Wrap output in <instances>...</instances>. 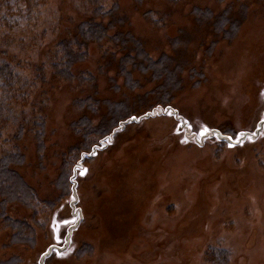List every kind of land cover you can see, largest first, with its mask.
Wrapping results in <instances>:
<instances>
[{
	"label": "rangeland",
	"instance_id": "1",
	"mask_svg": "<svg viewBox=\"0 0 264 264\" xmlns=\"http://www.w3.org/2000/svg\"><path fill=\"white\" fill-rule=\"evenodd\" d=\"M100 4L109 35L120 34L82 46L70 81L51 69L52 53L93 7L34 0L26 15L0 11V60L27 80L0 151L19 148L15 169L52 204L0 200V264H264V0ZM92 140L64 193L63 160ZM6 216L31 226V243L11 240Z\"/></svg>",
	"mask_w": 264,
	"mask_h": 264
},
{
	"label": "trees",
	"instance_id": "2",
	"mask_svg": "<svg viewBox=\"0 0 264 264\" xmlns=\"http://www.w3.org/2000/svg\"><path fill=\"white\" fill-rule=\"evenodd\" d=\"M34 0H0V11L4 8L6 9L4 14L7 16V10L11 12L22 11L24 15L28 14L30 7ZM89 3L93 9L91 13L88 14V17L81 21L77 26V33L70 40H61L57 43L55 49L53 50V58L51 60L50 66L54 70L57 76L63 80H72L74 77L71 73V67L82 61L84 58V52L81 51L82 46H85L88 42L100 41L102 38L109 37L111 40H116L117 31L113 32L112 35H109L110 22L104 24L101 20L103 14L106 11H102L101 1L102 0H85ZM12 6V9L10 8ZM24 7V9H22ZM111 11H108L105 15L110 14ZM13 13V12H12ZM11 17V13L8 14V17ZM3 18V17H2ZM10 20H7V23H10ZM112 27V25H111ZM120 34V33H119ZM116 35V36H115ZM122 36V35H121ZM123 37V36H122ZM134 41L135 51L137 55L141 56L142 59L147 63V66L157 70L160 69L159 62L161 60L153 61L151 60L144 52L143 48L139 45L138 41ZM162 63V62H161ZM16 67H13L10 62L0 60V130L3 127V124L7 119V112L11 110V104L16 100H21L24 93L21 91V87L27 83L25 78H21L15 71ZM162 73H165L170 76L168 65L164 64L161 67ZM157 73V72H156ZM160 73V74H162ZM92 75L89 73L79 72L77 74V80L79 81H91ZM175 77L170 76V80ZM89 100V98H86ZM93 100V99H91ZM17 102V101H16ZM23 102V101H21ZM86 123L85 128L88 127L89 123L87 118L83 119ZM34 122V121H33ZM84 123V122H83ZM88 124V125H87ZM41 124H35V128L31 131L33 138L35 140L36 151L39 154L42 149V138L39 130ZM100 132V131H99ZM8 139H4L3 143H7ZM85 141L81 143L80 146L73 147L70 152L63 160L60 171L58 174L57 183L61 186L62 190L65 192V189L68 190L72 184L71 183V170L75 162L80 159L81 154L84 152L88 153L92 150L94 140ZM91 154V153H90ZM84 157H82L83 159ZM23 154L15 145L8 148L1 149L0 151V200L1 203L5 202H17L28 208L35 209L38 206L50 209L52 204L45 201L39 200L36 192L32 187H30L21 174L15 169L17 165H20L23 161ZM61 181V183L59 182ZM32 217V216H31ZM36 215H34V218ZM9 222L8 227L12 229L11 240L19 243L28 244L31 243L34 238V233L30 225L26 223L25 220L21 219H12L5 217ZM43 224V223H42Z\"/></svg>",
	"mask_w": 264,
	"mask_h": 264
},
{
	"label": "water",
	"instance_id": "3",
	"mask_svg": "<svg viewBox=\"0 0 264 264\" xmlns=\"http://www.w3.org/2000/svg\"><path fill=\"white\" fill-rule=\"evenodd\" d=\"M215 133H216V136H217L218 139L223 140V141H225V142H227V143H232V142H233V140L229 139L228 136L223 135V134H221V133L218 132V131H216ZM257 133H258V131H256V134H257ZM245 135H246V134H245ZM48 254H49V252H46L45 254H43L42 257H45V256L48 255ZM40 263H41V261H40Z\"/></svg>",
	"mask_w": 264,
	"mask_h": 264
},
{
	"label": "snow or ice",
	"instance_id": "4",
	"mask_svg": "<svg viewBox=\"0 0 264 264\" xmlns=\"http://www.w3.org/2000/svg\"><path fill=\"white\" fill-rule=\"evenodd\" d=\"M207 132H208V129H205L204 134H207ZM241 135H243V133H241ZM229 139H231V138H229Z\"/></svg>",
	"mask_w": 264,
	"mask_h": 264
}]
</instances>
